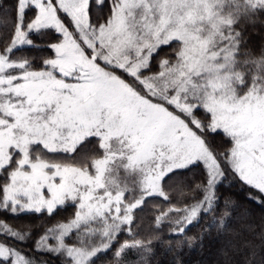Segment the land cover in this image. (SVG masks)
<instances>
[{"label":"snow or ice","instance_id":"1","mask_svg":"<svg viewBox=\"0 0 264 264\" xmlns=\"http://www.w3.org/2000/svg\"><path fill=\"white\" fill-rule=\"evenodd\" d=\"M105 3L14 0L10 11L0 4L7 30L0 34V211L51 216L71 203L73 216L46 228L37 251L94 264L118 245L115 264L130 250L148 264L151 241L136 238L135 212L153 196L170 203L164 185L175 173L203 165L206 179L193 190L201 198L156 209V226L167 222L174 234L215 210L229 172L264 204V50H246L244 27L264 15V0H110L103 21H94L93 8ZM44 30L62 37L44 45L53 57L36 68L34 58L14 56L40 48L31 35ZM173 43V58L153 71V59ZM218 131L230 142L223 153L209 140ZM93 138L96 146L87 147ZM32 231L0 220V235L17 241ZM123 233L132 238L120 242ZM0 262L35 264L6 242Z\"/></svg>","mask_w":264,"mask_h":264},{"label":"trees","instance_id":"2","mask_svg":"<svg viewBox=\"0 0 264 264\" xmlns=\"http://www.w3.org/2000/svg\"><path fill=\"white\" fill-rule=\"evenodd\" d=\"M14 0H0V4L6 10H11ZM109 1H106L103 9L97 8L96 14L106 11ZM93 11V10H92ZM33 13L28 12L31 18ZM264 15L259 17L257 23L245 25V39L247 49L254 54L264 50ZM6 29H0V34H6ZM31 38L37 44H51L60 39L54 30H44L41 34L33 33ZM6 40L0 41V48L4 47ZM177 45L173 43L171 47H164L158 56L153 59L152 65L156 67L161 59L170 58V50ZM36 48L25 47L15 52H26L31 58L39 55L41 61L46 58V53L38 51ZM158 62V63H157ZM196 115L206 120L207 117L199 112ZM215 150L219 153L225 152L230 147L229 139L218 131L209 136ZM206 179V171L203 165L194 166L187 170H182L172 175L165 182V190L169 195V201H165L159 196L148 198L142 209L135 212V222L132 225L137 239L151 241L152 249L146 259L148 264H264V204L258 203L255 199H249L248 188H242L238 181H233L229 172L226 178L218 184L216 195L219 198L215 204V210L211 213L201 215L198 221L186 228L183 234H174L171 231L173 225L165 222L159 227L156 226L154 217L159 214L156 209L166 210L172 205L182 207L183 204L192 203V196L201 198L202 193L194 192L197 184ZM4 183V178L0 177V184ZM255 195V192L252 193ZM226 202L227 205H226ZM75 207L69 203L59 208L53 215L46 212L41 214L23 213L12 215L6 211H0V220L5 221L16 229H24L26 225L33 228L31 237L24 242L17 241L11 236L0 235V242L21 250V253L29 258H34L43 264H70L63 255L57 256L35 249V241L43 235L46 228L54 226L59 221H66L75 212ZM225 228L219 229L218 221L224 216ZM215 217V222L213 220ZM209 225H213L209 228ZM132 237L123 233L119 240L131 239ZM75 240L73 235L68 243ZM113 249L106 254L99 255L94 264H115L113 259ZM255 253V256H252ZM140 256L135 250L128 251L124 256L123 264H130L135 261L139 263ZM2 264V262H0Z\"/></svg>","mask_w":264,"mask_h":264},{"label":"rangeland","instance_id":"3","mask_svg":"<svg viewBox=\"0 0 264 264\" xmlns=\"http://www.w3.org/2000/svg\"><path fill=\"white\" fill-rule=\"evenodd\" d=\"M106 1H109V3H110V0H106ZM96 7H94L93 8V11H92V16H93V20L94 21H96L97 20V18H99V20H100V22H102L103 21V17L104 16H106L108 13H109V7L106 9V11H101V12H99V14L97 15L96 14V12H94V11H96ZM262 25H264V24H262ZM60 39H62V37L60 36ZM59 39V40H60ZM56 43V42H55ZM41 45V47L40 48H36L35 49V51H34V53L36 54V53H38V51H40V52H42V53H46V58H51V57H53V55H54V52L50 49V48H48V47H45L44 45H48V44H40ZM176 47H178V45H174V47L170 50V54L173 52V50L176 48ZM22 48H25V47H22ZM22 48H20V49H22ZM19 50V49H18ZM17 51V50H16ZM14 56L15 57H28V58H30L28 55H27V53L26 52H22V51H20V52H15L14 53ZM171 56V55H170ZM32 58H34V60H33V66L34 67H36V68H39V67H41L42 65H41V59L39 58V55H34L33 57H31L30 59H32ZM173 57L171 56L169 59H172ZM158 63V62H157ZM153 71H158V68L157 67H153ZM200 114H202L203 116H205V114L201 111V112H199ZM198 117V116H197ZM199 118V117H198ZM96 144H97V141L95 140V138H93L92 140H91V142H90V144L89 145H87V147H89V148H94L95 146H96ZM23 255V254H22ZM27 258H29V257H27ZM29 259H31V258H29ZM35 261V264H43L42 262H39V261H37L36 259L34 260ZM130 264H139L138 263V261H135V262H133V263H130Z\"/></svg>","mask_w":264,"mask_h":264}]
</instances>
